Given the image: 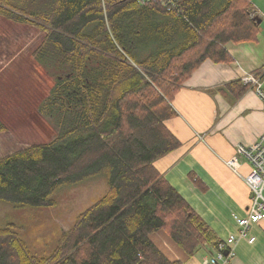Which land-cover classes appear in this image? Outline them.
Segmentation results:
<instances>
[{"label": "trees", "instance_id": "16d2710c", "mask_svg": "<svg viewBox=\"0 0 264 264\" xmlns=\"http://www.w3.org/2000/svg\"><path fill=\"white\" fill-rule=\"evenodd\" d=\"M0 17L44 33L32 54L49 80L38 112L55 130L0 158V202L48 208L63 187L107 183L49 255H35L15 224L0 226V264H183L151 241L158 231L187 257L215 247L154 163L181 145L166 126L180 88L205 61L230 63L227 44L256 40L251 0H0Z\"/></svg>", "mask_w": 264, "mask_h": 264}, {"label": "crops", "instance_id": "0c3cea01", "mask_svg": "<svg viewBox=\"0 0 264 264\" xmlns=\"http://www.w3.org/2000/svg\"><path fill=\"white\" fill-rule=\"evenodd\" d=\"M253 42L227 44L230 63L205 61L180 88L171 102L177 115L166 126L181 145L154 163L217 240L236 237L234 257L227 264H264L263 223L250 227L248 234L255 240L249 243L239 235L235 220L245 217L249 207L250 193L244 182L249 164L240 158L236 174L225 164L239 156V146L252 145L264 133V107L256 95L249 88L239 96L223 90L227 84L240 82L244 72L264 66V61L257 62L247 53ZM150 239L169 260L183 264H203L214 249L207 244L187 257L164 231Z\"/></svg>", "mask_w": 264, "mask_h": 264}, {"label": "rangeland", "instance_id": "374dc122", "mask_svg": "<svg viewBox=\"0 0 264 264\" xmlns=\"http://www.w3.org/2000/svg\"><path fill=\"white\" fill-rule=\"evenodd\" d=\"M251 2L263 24L260 22L258 38L247 53H251V59L262 62L264 0ZM43 37L44 33L34 27L0 17V122L5 128L0 132V158L28 145L48 143L55 136L52 125L38 112L49 80L37 67L32 54ZM106 192V180L100 176L61 188L54 196L53 207H18L0 202V226L15 224L35 255H49L77 215Z\"/></svg>", "mask_w": 264, "mask_h": 264}, {"label": "built area", "instance_id": "2783aa9c", "mask_svg": "<svg viewBox=\"0 0 264 264\" xmlns=\"http://www.w3.org/2000/svg\"><path fill=\"white\" fill-rule=\"evenodd\" d=\"M240 83L249 88L260 100L264 107V66L253 72H244L239 79ZM238 155L225 161L227 167L235 174L241 165L240 158L247 161L249 173L244 177L250 193L249 207L243 218H235L240 228L239 235L247 238L249 243L254 242V237L248 234L251 226L263 223L264 233V133L258 136L250 146H239ZM236 237L230 235L225 240L219 241L213 249V254L203 264H227L234 257ZM227 252V254H225Z\"/></svg>", "mask_w": 264, "mask_h": 264}, {"label": "water", "instance_id": "95a60500", "mask_svg": "<svg viewBox=\"0 0 264 264\" xmlns=\"http://www.w3.org/2000/svg\"><path fill=\"white\" fill-rule=\"evenodd\" d=\"M258 24H260V20H258ZM225 254H227V252H225Z\"/></svg>", "mask_w": 264, "mask_h": 264}]
</instances>
